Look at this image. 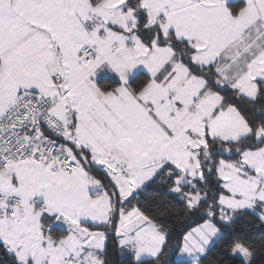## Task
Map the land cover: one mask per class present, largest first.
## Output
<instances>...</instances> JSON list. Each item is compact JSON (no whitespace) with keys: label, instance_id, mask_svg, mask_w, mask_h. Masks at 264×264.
<instances>
[{"label":"snow or ice","instance_id":"snow-or-ice-1","mask_svg":"<svg viewBox=\"0 0 264 264\" xmlns=\"http://www.w3.org/2000/svg\"><path fill=\"white\" fill-rule=\"evenodd\" d=\"M264 264V0H0V264Z\"/></svg>","mask_w":264,"mask_h":264},{"label":"trees","instance_id":"trees-1","mask_svg":"<svg viewBox=\"0 0 264 264\" xmlns=\"http://www.w3.org/2000/svg\"><path fill=\"white\" fill-rule=\"evenodd\" d=\"M128 257H117V264H128Z\"/></svg>","mask_w":264,"mask_h":264}]
</instances>
